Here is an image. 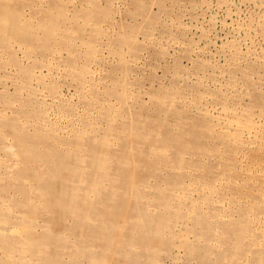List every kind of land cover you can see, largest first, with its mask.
Instances as JSON below:
<instances>
[{"label": "rangeland", "instance_id": "rangeland-1", "mask_svg": "<svg viewBox=\"0 0 264 264\" xmlns=\"http://www.w3.org/2000/svg\"><path fill=\"white\" fill-rule=\"evenodd\" d=\"M0 4L8 14V30L0 21L4 247L21 248L20 239L11 238L7 227L22 229L29 223V232L42 240L36 254L47 251L44 258L49 262L60 255L62 234H69L62 245L66 252L85 233V226L70 218L54 219L38 201L25 198L29 185H37L39 174L51 167L30 152L25 162L14 159L5 147L10 133H17V128L21 133L23 127L32 136L35 126L42 138L36 150L53 145L58 149L53 141L65 137L79 145L76 150L83 156L84 143L95 136L100 143L104 133L115 138L113 145L101 142L104 149L135 152L129 149L132 145L147 151L151 147L139 138L150 130L166 150L159 153L156 167L139 163L146 193L141 200L158 205L161 195L155 196L156 188L163 186V194L171 196L170 206L157 212L169 225L157 231L154 251L144 256L134 253L140 250L135 245L128 248L129 264H264V131L252 140L241 132L242 127L261 130L263 126L253 121L264 120V21L260 20L264 12L258 1L0 0ZM243 41L245 47L250 42L255 46L247 49ZM209 105L228 113L241 129L227 132L207 112ZM140 108L142 114L132 117L131 112ZM52 112L60 118H50ZM179 128L182 139L174 137ZM191 129L197 134L194 138ZM176 148L181 151L180 163L170 155ZM78 167L75 175L66 167L54 175L57 186L64 182L71 192L75 184L90 183ZM174 176L176 182L166 186ZM190 186L195 191L189 194L185 191ZM135 211L136 207L133 217ZM44 219L53 224L48 234L41 225ZM83 243L97 259L102 254L97 242ZM104 253L108 258L104 264L125 261L118 252ZM16 255L14 263L32 260L27 252ZM8 261L0 255V264Z\"/></svg>", "mask_w": 264, "mask_h": 264}, {"label": "bare ground", "instance_id": "bare-ground-1", "mask_svg": "<svg viewBox=\"0 0 264 264\" xmlns=\"http://www.w3.org/2000/svg\"><path fill=\"white\" fill-rule=\"evenodd\" d=\"M254 1H258L264 12V0H254ZM258 9L259 8H257V10ZM0 11H1L0 21L6 23L4 30H8L7 27L8 14L5 13L6 11L3 9L2 10L0 9ZM260 15H262V13ZM260 20L262 22L264 21V13ZM39 26H41L40 23ZM243 43L245 47V42L243 41ZM250 44L251 42L248 44L249 46H246L245 48L248 49V47H250L251 45H252L251 47L255 46V45L253 46V44L251 45ZM252 49L254 50V48ZM41 91L40 93H42ZM42 94H44V92ZM206 110L207 112L213 114L215 117L218 118L221 124L219 125L223 126V128L226 129L227 132L234 134L235 132L238 131V128H240L238 121L231 118L230 115L225 111H223L221 108L214 105H209L207 106ZM142 111L143 108H140V110L136 112H131V111L129 112H131V116L133 117L136 114L141 115ZM58 117L59 115L57 113L52 112L50 114V118L52 119L53 118L58 119ZM254 122L256 124H261L263 127L261 126L262 127L261 130L257 129L256 127L255 128L242 127V131H241L242 135L247 140H252L254 137L257 138L256 136L258 132L264 131V120L257 118L255 121H253V123ZM16 131L17 133L15 132L10 133L12 134L11 138L10 139L7 138L8 141L7 146L5 145V147H7V149L6 148L5 149L11 152L10 154H12L13 158L14 157H15L14 159L19 158L21 162H25L26 154L27 152H30L31 156L32 155L36 156L35 158H37V160L40 159L43 161L44 164H49L48 166L51 167L50 169H47L48 171L46 173L44 172L45 174L44 173L39 174V176L40 175L42 176L36 178L38 182L37 185H34L33 183L30 182L31 184L28 187L29 189L24 192L25 198L28 200L30 199V201L35 199L36 201L33 202L38 201L40 203V206L45 208L46 211H50L51 215L53 214L54 219H60L63 217L70 218L72 220V223L78 222L80 226L81 225L85 226V233H83V238H81L80 240L74 239L75 241L72 242L73 244L71 243V246L73 247L72 250L67 249L66 247V252L64 250L65 247H63L62 245L64 243V240L67 238L69 234L68 235H64L65 233L62 234L60 238V241L62 242V245L60 247L61 249L60 255H57L56 257L54 256L52 260L49 261L50 262L49 263L48 258H44L47 255L46 253H48L47 251L44 250L41 251L42 252L41 256H38L36 254L35 249L42 242V240L38 239L36 236H33L32 233L29 232L30 231L28 228L30 226L29 223L23 224L22 229L20 226L18 227L10 226L7 227V232L9 233V236L13 239L14 238L20 239L18 244L22 243L23 245H21V248H18L16 250L14 246L7 248L4 247L2 243H0L1 259L11 260L8 261L9 263L7 262L8 264H21L20 262L14 263L13 261L14 259H17L16 254L19 251V253L27 252L31 255L32 260H30V262L26 264H104L103 261L108 259V258L105 259L104 250L108 249V250H112V254L113 252H118L120 255H123L125 261L124 263L121 262L120 264H129L131 260L129 259V257H127L130 251L128 248L131 249V247L135 245V248L138 247L140 250L134 253H138V255L141 254L144 256L146 255L147 252L154 251L157 244L156 243L157 240L155 239L157 231L162 230L164 228H168L169 225V223L165 222L167 224L166 226V224L164 223L165 221L164 216L159 215L157 210L159 208L166 209L167 206L169 207L171 196L170 194H163L164 187L162 186V188H156L157 192L155 193V196L159 197V195H161V198H159L160 201H158V205L156 203L154 205L150 204L147 201H145L144 203L143 200H141L142 196L146 197L145 196L146 193L142 191L143 184H141V181L144 177V172L143 169L142 170L140 169L139 163H143V166L146 165V166L156 167L157 165H159L158 163H160L159 153L164 152L166 150L165 145L163 146L157 145V141L154 140L155 136L153 137V134L150 132V130L148 131L147 135L144 136V138L143 137L139 138V141L145 139L143 141L144 144L145 145L148 144V146L151 147L147 151H144V149L142 148L138 149L137 148L138 146L132 147V145L129 147V149L133 148L135 152L127 149H126L127 151L124 149L121 150L118 149L120 153H116L117 150L112 152V150L104 149L103 148L104 146L102 147V145L100 144L101 142H106V143L107 141L110 143L115 142L114 141L115 138L113 139L107 138L104 133L103 136L102 135L100 136L101 138L100 143L96 141L97 139L96 136L95 138H91V140L88 139L84 143L86 148L83 150V156H80L79 154L81 150H76L77 146L79 145H76L77 143H71V141L65 137L57 138L53 141V143L57 142L56 144L59 147L58 149L55 148L53 145L52 148H50L51 147L50 146L48 147V149L46 148L45 151H38L40 150L39 147L40 144L39 145L37 144L38 146H36V143H38L39 140L42 138L38 136L39 130L35 126L33 127L34 134L32 136L27 135L23 127L20 128L21 133H18V128ZM188 131L192 132L193 138L195 137V135L197 136L195 130L191 129ZM64 133L69 135L68 133H66V131ZM168 133L169 131L167 129L165 130V133L163 135V136L166 135L165 137L166 140L169 138L168 135H170ZM183 133L184 132L182 128H179L174 137H176L177 139H182ZM130 141L131 143H134L133 140ZM26 144H28V147H26ZM36 147H39L38 150H36L37 149ZM176 149L177 150L171 152L170 155H172L173 160L176 163H180L181 159L179 158L178 153H180L181 151L180 148H176ZM70 153H75V156H72ZM77 154L79 155L77 156ZM72 159L74 160L72 161ZM241 160L242 159L240 158V161ZM71 163L74 166H72ZM79 165H81V169H83L81 173V177L84 178L90 177L91 178L90 183L75 184L72 186L71 192H68L65 189V186L63 184L64 182H61L57 186L56 184L57 179L53 177L54 175H57V173L60 174V171L64 170L65 167L72 168L73 171L72 174L75 175L76 170H78L79 168L78 167ZM22 172L24 173V171ZM154 172H158V171H154ZM18 178L20 179L21 177L19 176ZM177 178L178 176H174L170 180L165 181L166 186L171 184L172 182H176ZM78 183H81V181H79ZM188 189L190 191H185V192H189V194L192 193L191 191L193 192L195 191L194 189L191 188V186ZM184 193H180L178 195ZM135 207H136V211H135L136 213L134 214L137 215L133 217L134 215H132V213ZM139 207L143 209L142 213L139 212L138 209ZM150 207H154L155 209H150ZM44 220L45 223L44 224L42 223L41 225L43 226L42 228L46 230L45 233L48 234L51 231H53L52 229L53 224L49 222L50 220H47V223H46V219ZM73 226L75 225L73 224ZM124 229L125 231L127 230L126 233L121 232ZM37 240L39 243H36ZM88 240H92V242L94 243L97 242L96 248H99L100 250V252L98 250L99 253L102 252L100 256L99 255L97 256L98 259L95 256H93L96 255L93 254L94 251L93 252L92 250L89 251L90 249H88L87 246L84 245L83 242ZM99 241H102L103 244L98 243ZM44 247L47 248L46 245Z\"/></svg>", "mask_w": 264, "mask_h": 264}]
</instances>
